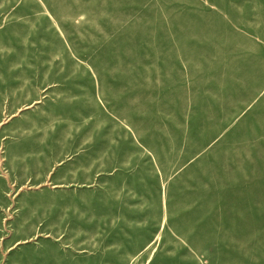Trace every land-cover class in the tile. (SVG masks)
I'll list each match as a JSON object with an SVG mask.
<instances>
[{"label": "rangeland", "instance_id": "rangeland-1", "mask_svg": "<svg viewBox=\"0 0 264 264\" xmlns=\"http://www.w3.org/2000/svg\"><path fill=\"white\" fill-rule=\"evenodd\" d=\"M0 264H264V0H0Z\"/></svg>", "mask_w": 264, "mask_h": 264}]
</instances>
